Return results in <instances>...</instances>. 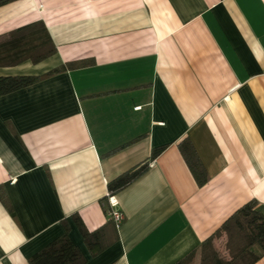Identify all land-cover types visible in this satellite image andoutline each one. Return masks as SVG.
Returning <instances> with one entry per match:
<instances>
[{
  "label": "crops",
  "instance_id": "1",
  "mask_svg": "<svg viewBox=\"0 0 264 264\" xmlns=\"http://www.w3.org/2000/svg\"><path fill=\"white\" fill-rule=\"evenodd\" d=\"M34 22L56 52L0 66V76L66 67L0 96V264H30L64 234L82 264H175L191 254L199 264L203 242L239 208L255 200L264 214V0L0 5V39ZM184 140L202 185L179 150ZM145 161L136 179L109 190ZM109 195L123 214L118 227Z\"/></svg>",
  "mask_w": 264,
  "mask_h": 264
},
{
  "label": "trees",
  "instance_id": "2",
  "mask_svg": "<svg viewBox=\"0 0 264 264\" xmlns=\"http://www.w3.org/2000/svg\"><path fill=\"white\" fill-rule=\"evenodd\" d=\"M13 0H0V5ZM56 52L47 28L43 22H34L11 32L0 39V66H14L25 60L39 63ZM66 66L53 69L40 76L17 75L0 76V96L27 87L43 77L65 70ZM179 150L187 161L199 185L205 182L202 167L195 156L192 144L184 140ZM160 150H154L151 159L158 156ZM145 161L118 176L108 184L112 193L117 192L136 179L147 168ZM87 244L101 250V244H94L98 232L88 233L76 218ZM225 235V248L222 252L214 243L215 237ZM93 240V242H92ZM259 250V253L255 249ZM264 254V214L259 212L257 202L252 200L239 208L215 233L205 240L201 247L199 264H253ZM194 254L177 261L175 264H191ZM84 258L79 249L66 234L55 239L30 259V264H82Z\"/></svg>",
  "mask_w": 264,
  "mask_h": 264
},
{
  "label": "built area",
  "instance_id": "3",
  "mask_svg": "<svg viewBox=\"0 0 264 264\" xmlns=\"http://www.w3.org/2000/svg\"><path fill=\"white\" fill-rule=\"evenodd\" d=\"M108 206L107 214L109 218L114 222L115 226L118 227L123 220V214L117 209L118 201L113 195L108 196Z\"/></svg>",
  "mask_w": 264,
  "mask_h": 264
},
{
  "label": "rangeland",
  "instance_id": "4",
  "mask_svg": "<svg viewBox=\"0 0 264 264\" xmlns=\"http://www.w3.org/2000/svg\"><path fill=\"white\" fill-rule=\"evenodd\" d=\"M225 238H220L218 240V247L219 249L223 252L224 251V248H225Z\"/></svg>",
  "mask_w": 264,
  "mask_h": 264
}]
</instances>
